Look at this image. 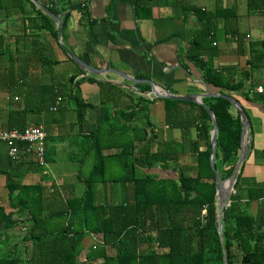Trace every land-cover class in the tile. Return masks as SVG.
Returning a JSON list of instances; mask_svg holds the SVG:
<instances>
[{"label": "crops", "instance_id": "1", "mask_svg": "<svg viewBox=\"0 0 264 264\" xmlns=\"http://www.w3.org/2000/svg\"><path fill=\"white\" fill-rule=\"evenodd\" d=\"M90 2L83 8L80 0H0V129L43 126L52 158L42 169L35 155L25 153L13 168L10 144L0 141V169L13 168L24 184L41 182L47 204L56 210L62 199L84 192V176L96 165V136L104 156L110 155L105 156L108 179L121 177L126 175L124 161L115 154L142 127L149 136L159 137L146 146L151 151L162 141V150L177 154L166 166L136 162V176L189 177L197 174L199 151L208 147L195 121L199 110L189 103L194 101L170 103L149 93L152 86L145 80L177 95L211 93L200 98L205 104L208 97H217L213 94L231 95L244 108L251 127L250 148L233 194L238 192L263 235L264 90L257 88L264 89V0ZM65 48L101 74L79 65ZM191 50L211 61L226 83L240 86L227 90L208 83L203 70L189 59ZM231 111L239 112L235 105ZM146 143H136L139 160ZM6 183L1 174L0 205L9 213ZM55 185L61 196L51 190ZM128 187L125 181L98 182L99 201L124 204ZM25 215L21 218H28ZM20 223L18 238L30 224ZM5 230L0 222V234Z\"/></svg>", "mask_w": 264, "mask_h": 264}, {"label": "trees", "instance_id": "2", "mask_svg": "<svg viewBox=\"0 0 264 264\" xmlns=\"http://www.w3.org/2000/svg\"><path fill=\"white\" fill-rule=\"evenodd\" d=\"M3 44L0 35V49ZM195 45L199 46V42ZM188 55L203 70L208 83L227 90L240 86L226 83L213 63L203 60L197 51L191 50ZM145 87L150 88V85ZM166 100L179 102L172 98ZM205 101L218 120L215 168L225 179L231 176L239 158L242 119L239 112L231 111L233 104L225 97H208ZM170 103L169 112L175 117L176 111ZM189 103L199 110L195 116L200 125L199 136L208 142L207 149L199 151L195 175H182L178 179L136 176V162L147 167L166 166L168 160L177 154V150H162V141H159L157 151H151L146 146L159 137L157 133L149 136L142 127L135 131L134 138L121 152L115 154L124 161L126 175L121 177L108 179V157L105 156L110 155L104 156L96 136L99 145L96 165L88 176H84V192L62 199L56 210L47 204L46 186L41 182L24 184L16 178L19 174L13 172V168L18 166L19 160H11L13 168L0 169V175L7 177L6 187L12 208L6 213L0 205V222L6 229L17 227L24 221L21 215L27 213L30 223L26 232L20 235V242L13 243L6 250L0 243V264H224L217 229V179L211 164L213 118L201 104ZM139 107L141 109L142 105ZM79 117H82L81 113ZM11 128L16 127L7 129ZM137 142H147L140 160L135 154ZM31 155L34 158L33 152ZM46 158L48 162L52 160L48 152ZM36 164L45 168L38 162ZM239 177L240 173L236 189L240 185ZM115 181L128 183V202L99 201L98 182L112 184ZM51 190L59 192L58 185ZM57 195L61 196L60 193ZM204 207L208 210L206 217L202 215ZM223 235L230 264H264V234L258 229L257 218L250 213L248 206L239 201L238 192L232 194L231 204L224 210ZM86 238L93 242L88 247L83 243ZM97 239L100 240L98 243ZM31 246L38 248L39 253L34 254Z\"/></svg>", "mask_w": 264, "mask_h": 264}, {"label": "water", "instance_id": "3", "mask_svg": "<svg viewBox=\"0 0 264 264\" xmlns=\"http://www.w3.org/2000/svg\"><path fill=\"white\" fill-rule=\"evenodd\" d=\"M60 20V19H59ZM58 20V21H59ZM61 33V30L59 31ZM66 52L69 54L70 57L74 59L79 65L83 66L85 69H87L89 72H92L96 75H100V69L95 68L91 66L90 64L86 63L80 57L75 55L72 51H70L68 48H65ZM129 80L133 82H137L138 79L129 78L126 76ZM146 82L150 83L152 86V89L149 93L154 94L157 97H163V98H172L177 100H183V101H194L202 106H204L207 111L210 113V115L213 118V131H212V155H211V164L213 169H215L216 172V179H217V194H218V213H217V229L218 233L220 235V240L222 243L223 248V257H224V264H230L229 263V257L226 250L225 242H224V235H223V217H224V210L227 208L232 201V194L235 189V184L238 178L239 171L241 169V166L243 162L245 161L247 157L248 150L250 148V138H251V127H250V121L248 119V116L244 110V108L241 106V104L231 95L227 94H213L216 96H222L230 100L233 105H235L239 112L243 123V133H242V142H241V150L239 154V158L237 160V163L233 169V172L231 176L228 178L222 179L221 173L215 168V158H216V145H217V136L219 131V124L218 120L216 118V115L214 111L205 104L200 98L205 97L207 95H212L211 93L203 94L200 97L196 94H189V95H177L169 91L167 88L159 85L155 81L148 79L145 80ZM126 85V84H123Z\"/></svg>", "mask_w": 264, "mask_h": 264}, {"label": "built area", "instance_id": "4", "mask_svg": "<svg viewBox=\"0 0 264 264\" xmlns=\"http://www.w3.org/2000/svg\"><path fill=\"white\" fill-rule=\"evenodd\" d=\"M90 1L80 0L81 6L83 8L88 7L91 3ZM257 89L260 91L264 90L262 86H259ZM0 141H6L10 144L9 157L11 160H20L23 154L33 152L40 166H48V160L46 158L47 132L43 126H28L23 130L17 128L0 129ZM202 215L204 217L208 215L206 207L203 208Z\"/></svg>", "mask_w": 264, "mask_h": 264}, {"label": "rangeland", "instance_id": "5", "mask_svg": "<svg viewBox=\"0 0 264 264\" xmlns=\"http://www.w3.org/2000/svg\"><path fill=\"white\" fill-rule=\"evenodd\" d=\"M26 216V215H25ZM24 216V217H25ZM23 217V219L25 220V221H27L28 219L25 217L24 218ZM53 221H55V220H53ZM57 225H59L58 224V221H57ZM5 232H7L9 235H7ZM5 232L4 233H2V234H0V243L3 245V250H6L7 248H9L11 245H12V243L14 242V241H16V242H20L21 241V239L20 238H18L17 237V233H19V231H18V229H17V227L16 226H14V227H10V228H7L6 230H5ZM15 235V236H14ZM14 236V237H13ZM4 241H6V242H8V243H4ZM100 240L99 239H97V242L96 243H98ZM91 242H92V240L91 239H89V238H86L84 241H83V243L85 244V246L86 247H88L89 245H91ZM93 243V242H92ZM25 245V244H24ZM32 247V246H31ZM85 247V248H86ZM31 250V249H30ZM32 250H33V253L34 254H38L39 253V249L38 248H36V247H32ZM24 254V252H22V255ZM81 254H84V251H82V253ZM79 258H81V257H79Z\"/></svg>", "mask_w": 264, "mask_h": 264}]
</instances>
